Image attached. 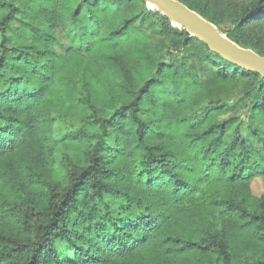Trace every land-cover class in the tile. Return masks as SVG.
<instances>
[{
  "label": "trees",
  "instance_id": "trees-1",
  "mask_svg": "<svg viewBox=\"0 0 264 264\" xmlns=\"http://www.w3.org/2000/svg\"><path fill=\"white\" fill-rule=\"evenodd\" d=\"M179 1L264 56V0ZM257 178L264 78L144 0H0V264H264Z\"/></svg>",
  "mask_w": 264,
  "mask_h": 264
},
{
  "label": "water",
  "instance_id": "water-1",
  "mask_svg": "<svg viewBox=\"0 0 264 264\" xmlns=\"http://www.w3.org/2000/svg\"><path fill=\"white\" fill-rule=\"evenodd\" d=\"M178 28L200 40L211 51L218 53L242 69L254 72L264 78V56L244 48L230 40L225 34L196 11L179 0H144Z\"/></svg>",
  "mask_w": 264,
  "mask_h": 264
},
{
  "label": "rangeland",
  "instance_id": "rangeland-1",
  "mask_svg": "<svg viewBox=\"0 0 264 264\" xmlns=\"http://www.w3.org/2000/svg\"><path fill=\"white\" fill-rule=\"evenodd\" d=\"M147 7L151 10L155 9V8H152L150 7L149 5H147ZM156 10V9H155ZM81 22H82V25L86 26V21H85V15H83L81 17ZM105 32H99L98 34L100 35H103ZM61 41L63 43H67V40L65 38H62ZM233 94H237V92H233ZM251 104V98H245L243 97L242 101H241V112H240V115L241 117L243 118V121L245 122V124H247L246 122L248 121L247 120V116L249 115V106ZM78 120L76 119L74 123H76ZM148 142L149 143H158V140L155 138V137H150L148 139ZM252 190H253V194L259 196L260 194H262L264 192V184L263 182L257 178L253 184H252Z\"/></svg>",
  "mask_w": 264,
  "mask_h": 264
},
{
  "label": "bare ground",
  "instance_id": "bare-ground-1",
  "mask_svg": "<svg viewBox=\"0 0 264 264\" xmlns=\"http://www.w3.org/2000/svg\"><path fill=\"white\" fill-rule=\"evenodd\" d=\"M149 6L153 8V6H152V5H149Z\"/></svg>",
  "mask_w": 264,
  "mask_h": 264
}]
</instances>
